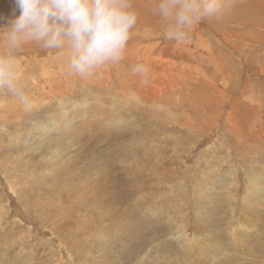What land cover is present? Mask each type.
I'll return each mask as SVG.
<instances>
[{
  "label": "rangeland",
  "instance_id": "1",
  "mask_svg": "<svg viewBox=\"0 0 264 264\" xmlns=\"http://www.w3.org/2000/svg\"><path fill=\"white\" fill-rule=\"evenodd\" d=\"M263 2L177 43L132 0L124 59L88 78L62 50H14L34 107L0 92V264H264Z\"/></svg>",
  "mask_w": 264,
  "mask_h": 264
},
{
  "label": "clouds",
  "instance_id": "2",
  "mask_svg": "<svg viewBox=\"0 0 264 264\" xmlns=\"http://www.w3.org/2000/svg\"><path fill=\"white\" fill-rule=\"evenodd\" d=\"M14 5L8 26L2 27L8 51L0 54V92L25 111L34 102L22 83L14 50L28 41L62 50L68 73L88 78L124 59L138 20L132 0H14ZM228 8L229 0H156V12L166 24L164 36L177 43L187 41L199 22L220 18ZM132 72L146 79L149 68L137 63Z\"/></svg>",
  "mask_w": 264,
  "mask_h": 264
},
{
  "label": "bare ground",
  "instance_id": "3",
  "mask_svg": "<svg viewBox=\"0 0 264 264\" xmlns=\"http://www.w3.org/2000/svg\"><path fill=\"white\" fill-rule=\"evenodd\" d=\"M257 1H258V0H257ZM259 2H260V1H259ZM259 2H258V3H259ZM261 2H262V1H261ZM261 2H260V3H261ZM255 3H256V2H255ZM263 3H264V2H263ZM240 5H241V4H240ZM246 5H247V4H246ZM259 6H260V4H259ZM255 7H256V6H255ZM261 7H263V6H261ZM251 9H252V8H251ZM242 10H243V9H242ZM253 11H254V10H253ZM259 13H260V12H259ZM259 19H260V18H259ZM171 43H172V42H171ZM174 47H175V46H174ZM187 56H188V55H187ZM196 63H197V62H196Z\"/></svg>",
  "mask_w": 264,
  "mask_h": 264
}]
</instances>
